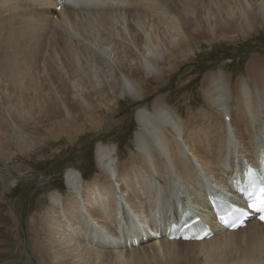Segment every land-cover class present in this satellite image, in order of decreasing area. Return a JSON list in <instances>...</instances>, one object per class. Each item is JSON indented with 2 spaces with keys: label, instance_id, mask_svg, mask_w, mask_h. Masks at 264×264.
Segmentation results:
<instances>
[{
  "label": "bare ground",
  "instance_id": "obj_1",
  "mask_svg": "<svg viewBox=\"0 0 264 264\" xmlns=\"http://www.w3.org/2000/svg\"><path fill=\"white\" fill-rule=\"evenodd\" d=\"M58 4L61 14L54 19L51 8ZM255 7L264 18L263 1ZM254 10L249 0H227L214 17H201V30L214 34L220 24L240 18L250 25ZM197 28L194 12L190 23L182 14L177 24L169 23L158 0H0V90L8 91L7 95L0 94V101L13 107L22 105L26 112H31L28 103L33 100L53 104L57 125L61 127V119H67L64 131L73 137L79 131L70 124L75 123L73 119L78 122L81 117L84 129L86 123L95 127L101 118L100 104L92 115L80 112L94 108L98 96L94 99L93 91L104 93L111 86L117 92L123 86L130 98L139 100L141 68L159 79L177 54L190 55L183 48L194 38L189 29L192 35H204V31L197 34ZM69 31L78 36H70ZM245 71L246 77L235 83V93L231 76L223 71L206 73L201 91L207 106L186 120L160 97L151 106L138 104L141 109L135 116L144 129L134 138L138 161L132 156L115 166V181L102 173L84 180L75 168L79 177L75 173L74 177L71 173L65 176L72 185V180L78 179V196L69 193L64 197L59 190V195L50 196L42 225L49 238L45 241L55 254L68 256V264H264V223L255 219L246 220L235 230L213 223L211 236L201 241L170 240L164 233L168 223L163 227L156 223L158 218L162 223L170 222L168 217L177 223L185 211L180 208L183 205L187 210L200 212V207L210 211L209 194H218L215 189L226 194L225 189L230 190L225 186L228 180L240 177L246 165H259L264 152V56L253 54ZM2 103L0 131L10 133L12 127L6 125L9 117ZM216 108L228 118L227 125ZM9 116L15 119L17 114ZM170 127L181 142L171 135ZM196 127L203 133L198 135ZM152 143L158 154L152 151ZM116 149L99 142L95 149L97 166L104 168ZM162 156L169 162L170 175L167 166L157 161ZM151 166L162 182L155 181ZM2 198L3 193L0 264H23L19 254L12 251L18 242L4 231L14 223H9ZM236 198L243 200L239 194ZM37 246L43 250L47 245ZM6 252H10L8 256Z\"/></svg>",
  "mask_w": 264,
  "mask_h": 264
},
{
  "label": "rangeland",
  "instance_id": "obj_2",
  "mask_svg": "<svg viewBox=\"0 0 264 264\" xmlns=\"http://www.w3.org/2000/svg\"><path fill=\"white\" fill-rule=\"evenodd\" d=\"M158 1L166 11L168 22L173 25L178 23L181 14L185 17L186 22L190 23L191 14L194 12L198 20L197 34L204 31V35H192V30L189 29L188 33L194 38L183 49H187L186 52L190 51L188 52L190 55L182 57L183 54H177L171 61L173 64L171 63L170 67L169 65V68L167 67L168 70L171 69L160 74L159 79L151 78L145 69L141 68L142 74L138 79L140 84L138 92L141 93L139 100L130 98L123 86H120L117 92L113 87L108 86L106 92L100 94L97 93L98 91L94 93L92 89L88 90V92L93 91L94 99L98 97L93 109L87 112L80 109L82 115H92L99 104L103 112L100 114L101 118L95 123V127L86 123L87 128L82 129L85 121L81 122V117L78 118V122L73 119L75 123L70 124L79 127V131L73 137H69L68 133L64 131L68 125L67 119H61L63 123L61 127L57 125L59 119L53 104L49 105L40 100L42 101H39L40 103L47 105L41 107L43 104L37 103L38 101H35L37 103L35 104L33 100L28 103L29 107L27 106L31 112H26L22 109V105L13 107L7 102L0 101L3 102L1 107L7 118L9 117L5 119L6 125L12 127L10 133L0 131V183L2 184L0 197L3 193L4 211L10 215L8 216L9 223L11 221L14 223V226L8 225L4 231L11 233V236L13 234L15 241L18 242V248L14 247L12 251L16 255L19 254L18 258L23 264L29 262L32 264H68L69 257L56 255L52 246L45 241L49 238L42 225V216L48 209L49 198L51 195H59L57 190L64 197L69 193L78 196L77 193L80 189L78 179H73L72 185L65 176L71 173V176L73 174L74 177V173L77 174L75 168L79 169L84 180L92 178L96 173L105 174L113 180L115 166H119V163L123 164L132 156L138 161L135 156L137 148L134 138L137 133L144 131L135 116L136 112L141 109L140 104L151 106L154 100L160 97L161 100L168 102L183 117V120H186L207 106L201 91V80L206 73L223 71L226 75L231 76L232 91L235 93L236 81L246 77L245 66L248 59L253 54H260L263 58L264 18L258 14L255 5H259L261 1L264 4V0H249L255 8L249 17L250 25L242 21L241 18L237 22H235L236 19H231L227 24H220L218 29H214V34L208 33L205 28L201 30V17H214L220 6H226L227 0ZM216 3L218 5L215 7ZM60 6L61 4H58L51 8L54 19L60 17V10H62ZM213 8L214 10L210 12ZM7 32L8 30L5 31V33ZM127 32L126 30L125 34ZM70 36L78 35L70 32ZM1 71L2 69H0V73ZM120 80L124 81L123 75H120ZM114 82L116 83V80ZM92 83L95 85L94 89L98 90L97 83L95 81ZM184 83L185 85L182 87ZM7 93L6 90L0 92L2 95H7ZM107 94L111 97L106 96ZM3 98L6 100L5 96ZM111 98L114 100L108 101ZM233 99L235 100V97ZM234 100L230 102H233L232 105H234ZM31 104H35L36 107ZM14 108L18 110L20 108V113H15ZM215 110L216 113H219L220 120L227 125L228 118L223 114V111L220 108ZM208 111L210 112L209 108ZM12 113L17 114L15 119L10 118L9 115ZM19 118H22L21 121L17 120ZM15 123L17 124L14 125ZM196 129L198 135H200L199 132L203 133L201 127H196ZM169 132L173 136L176 135L175 139L181 142L173 128L170 127ZM202 133L201 135H203ZM99 142L117 148L116 152L114 151L110 155V159L105 161V167H100L101 169L97 166L95 159V149ZM154 145L152 143V151L158 154ZM157 161L161 165L167 166L169 175L173 173L164 156L159 157ZM151 170L155 181H161L154 166H151ZM166 176L168 177V175ZM166 176H162L164 182L167 180ZM115 184L118 183L115 182ZM57 208L59 211L61 210L60 205H57ZM38 244L47 246L40 250ZM6 253L8 256L10 252Z\"/></svg>",
  "mask_w": 264,
  "mask_h": 264
},
{
  "label": "snow or ice",
  "instance_id": "obj_3",
  "mask_svg": "<svg viewBox=\"0 0 264 264\" xmlns=\"http://www.w3.org/2000/svg\"><path fill=\"white\" fill-rule=\"evenodd\" d=\"M260 185L259 186V189L258 191H252L249 193V196L250 197H255L256 201L255 203H251L249 204L248 206L251 207V208H257V207H260L261 210H262V214L260 215V220L264 221V180H261L260 182ZM254 188H255V185H254ZM232 211H239V209H235L233 208ZM221 220H223L225 223H227L226 220H224L223 217H221ZM236 225L233 224V227H235ZM199 238V237H197Z\"/></svg>",
  "mask_w": 264,
  "mask_h": 264
}]
</instances>
